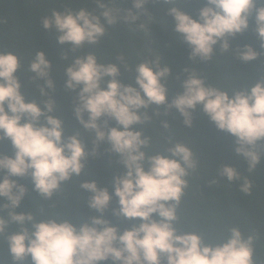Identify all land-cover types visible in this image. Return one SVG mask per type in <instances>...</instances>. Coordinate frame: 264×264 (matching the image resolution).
Instances as JSON below:
<instances>
[{"label": "clouds", "instance_id": "obj_1", "mask_svg": "<svg viewBox=\"0 0 264 264\" xmlns=\"http://www.w3.org/2000/svg\"><path fill=\"white\" fill-rule=\"evenodd\" d=\"M148 0H132L135 9L146 11ZM170 6L172 32L179 33L190 48V59L212 61L219 44L228 52L237 34L254 21V32L264 48V0H207L198 18L175 6V0H164ZM103 11L86 7L78 10H54L40 25L55 29L59 44L71 43L72 50L96 45L107 27L123 20L137 24L139 12L128 9L121 17L109 3L97 0ZM143 29L144 24L137 25ZM261 53L251 44L238 49V58L255 60ZM120 62L102 63L92 51L75 56L64 71L65 87L79 89L74 114L86 130H94L91 155H97L101 142L106 151L118 157L121 171L113 178L112 191L96 179H86L81 189L90 194L87 208L104 213L113 195L119 207L116 216L139 219L121 232L103 215H89L76 225L68 219L48 216L37 219L31 212H17L28 191L26 185L12 177L30 176L33 188L44 199H51L61 185L80 176L88 162L89 152L78 131L65 136L63 120L55 115L57 101L47 89H54L52 62L44 51L37 50L29 71L44 81L42 102L28 100L21 91L17 76L20 57L0 51V141H10L14 155H0V200L6 215H0V234L10 224L19 230L7 234V250L13 264L31 257L32 264H257L254 235L232 227L226 238L206 241L197 231L181 232L178 209L189 187V175L198 166L191 147L176 142L164 152L149 154L150 137L140 127L152 117L148 109L175 108L183 123L191 126L193 112L199 106L215 126L236 138L235 151L247 161L251 173L260 163L258 141L264 140V79L232 92L211 86L203 76L188 72L171 102L167 99L166 81L173 74L159 59L144 60L135 66L134 83L121 80ZM187 71V68L184 69ZM87 113V119L84 114ZM101 117H106L101 122ZM109 120H115L109 126ZM165 128L167 121H162ZM147 164V167L145 166ZM219 175L227 181H241L240 191L250 194L253 183L242 177L237 168L223 164ZM155 214V216L153 215ZM3 264V261H0Z\"/></svg>", "mask_w": 264, "mask_h": 264}, {"label": "trees", "instance_id": "obj_2", "mask_svg": "<svg viewBox=\"0 0 264 264\" xmlns=\"http://www.w3.org/2000/svg\"><path fill=\"white\" fill-rule=\"evenodd\" d=\"M109 3L110 0H101ZM207 0H175V6L198 18L199 9ZM259 3V0H257ZM110 6L122 17L128 9L139 12L137 24H126L123 20L108 26L104 37L96 45H85L72 50L71 43L59 44L57 31L44 29L40 23L44 17H50L54 10H78L86 7L94 12L103 11L97 0H0V51L14 52L20 57L21 69L17 76L22 82L21 91L28 100L42 102L44 81L29 71V64L37 50L44 51L46 58L52 62L54 89H47L49 96L57 101L55 115L64 122L65 136L78 131L90 153L84 172L63 183L60 190L51 198L44 199L34 190L30 176L12 177L27 186L28 191L17 207V212L31 211L37 219L58 216L79 225L89 215H103L122 232L125 227L140 221L127 220L116 216L113 209L119 207L118 197L113 195L110 206L104 213L87 208L90 194L81 189L80 184L86 179H96L101 186L112 191L113 178L121 171L116 154L106 151V142H101L97 155H91L94 130H86L74 114L75 98L79 89L65 87L67 75L65 67L77 55L92 51L102 63L120 62L123 83H134L135 66L144 60L159 59L161 66L165 63L171 68L172 75L166 81L169 102L182 90L181 84L188 72H195L204 77L211 86L232 92L246 88L259 79H264V48L254 32V21L249 28L232 41L228 52H222L219 44L215 45L216 54L212 61L191 60L188 44L179 33L172 32V18L167 9L172 6L164 0H148L144 5L146 11L135 9L132 0H111ZM144 24L143 29L137 25ZM251 44L261 54L252 61L238 58V49ZM187 68V71L184 69ZM151 119L140 127L144 135L150 137L146 151L149 154L164 152L170 145L181 142L192 148L198 166L191 171L189 187L178 209L180 219L178 231L200 232L206 241L215 242L226 238L232 227H239L245 236L251 234L255 240V259L257 264H264V140L258 141L257 150L261 160L253 172H249L247 161L235 151L236 138L226 131L218 129L198 106L193 112L191 126L183 123V116L175 108L165 111L164 106L155 105L148 109ZM87 119V113L84 114ZM106 117H101V122ZM162 121H167L165 128ZM109 120V126L115 125ZM14 155V149L8 140L0 141V155ZM223 164L237 168L242 177L253 183L250 194L240 191L241 181H227L219 175ZM147 167V164L145 165ZM6 170H0V178ZM0 200V215H6ZM155 216V214H153ZM19 230V225L10 224L5 234H0V261L13 264L8 254L6 236ZM21 264H32L27 257ZM100 264H112L111 260ZM166 264V262H165Z\"/></svg>", "mask_w": 264, "mask_h": 264}]
</instances>
